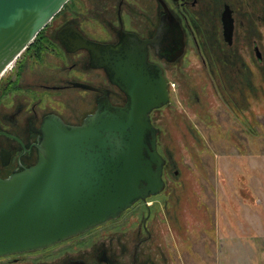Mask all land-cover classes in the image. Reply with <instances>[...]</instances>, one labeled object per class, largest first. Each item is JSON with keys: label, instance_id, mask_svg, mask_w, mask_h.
Here are the masks:
<instances>
[{"label": "rangeland", "instance_id": "1", "mask_svg": "<svg viewBox=\"0 0 264 264\" xmlns=\"http://www.w3.org/2000/svg\"><path fill=\"white\" fill-rule=\"evenodd\" d=\"M220 1L202 0L194 9L199 46L187 40L180 57L161 62L169 100L150 116L165 158L163 189L116 218L0 264H65L69 258L106 264L99 258L102 250L113 264H264V0H228L243 21L232 46L214 38ZM117 4L68 0L50 22L57 28L71 21L94 37L112 38ZM121 6L128 27L152 32L148 26L159 8L154 0H123ZM41 54L39 65L25 64L40 81L62 82L71 61L76 69L86 66L82 52L63 60L50 51ZM90 81L114 102L124 101L97 70ZM89 92L86 100L78 89L45 94L44 111L55 108L68 119L80 118L94 106L96 92Z\"/></svg>", "mask_w": 264, "mask_h": 264}, {"label": "water", "instance_id": "2", "mask_svg": "<svg viewBox=\"0 0 264 264\" xmlns=\"http://www.w3.org/2000/svg\"><path fill=\"white\" fill-rule=\"evenodd\" d=\"M67 1L0 0V74ZM167 12L148 39L121 33L118 42L101 43L70 25L76 47L89 51L125 101L103 95L78 124L44 117L36 162L0 178V255L54 245L163 189L165 158L150 113L168 102L169 84L163 68L148 60L147 45L171 60L182 53L181 27Z\"/></svg>", "mask_w": 264, "mask_h": 264}, {"label": "flooded vegetation", "instance_id": "3", "mask_svg": "<svg viewBox=\"0 0 264 264\" xmlns=\"http://www.w3.org/2000/svg\"><path fill=\"white\" fill-rule=\"evenodd\" d=\"M88 1L90 3L94 2V0ZM154 1L156 4H158L159 8L157 11V16L155 15V23L153 22L152 25L148 26L151 30H153L150 34L146 35H143L138 29L130 28L126 25L123 16L124 11L122 10L121 6L123 0H118L116 7V19L118 24L113 30L112 38L103 39L94 37L85 31H82L71 21L64 22L57 26V28H54L55 25H53L50 21L54 18V16L57 14L56 13L52 19L42 28L44 30L42 37L35 40L33 39L32 42L29 43L27 47L20 53V55H22H19V58L17 57L10 65L7 66V68L4 69V71L0 74V178H6L9 175L21 171L36 162L38 157L37 144L39 143V140L42 136V121L45 116L49 114H55L66 123L78 124L82 121L84 116L95 109L98 98L103 95H107L113 103L121 104L114 102L111 99L109 93L101 85L92 83L90 81L92 70H97L99 75H102L105 78L106 82H109L111 85L118 88L119 92H121L125 97V94L119 89V87L109 80L104 68L102 66L94 65L95 63L90 62L91 55L89 51L84 47H76L77 42L74 40L75 35L69 31L71 28L70 25H74L87 39L101 43H116L119 41L121 33L122 35L125 33H133L139 38L148 39L155 36L157 28L161 23L162 15L168 13V9L181 27L183 40L182 53L185 50L187 40H193L194 42H197V44L199 40H202L201 35H197V32L195 31V25L192 23V18L197 15L194 9H197L201 5L202 0ZM206 4L207 3L204 5ZM229 19L231 21L230 33L228 32ZM237 24L241 25L243 24V21L242 19L237 21L233 4L228 0H221L219 8L215 14V29L213 30L215 31L214 38L223 41L228 46H232L235 42ZM58 32H61V37L59 36ZM206 40H209L208 36H206ZM253 40L254 54L257 60H262V51L256 42V39ZM43 50H46V52H52L56 56V59L62 56V60L63 58L65 59L67 55L82 52L85 55L86 66L85 68L76 69V62L71 61L67 68L68 76L63 77L62 82L52 83L40 81L38 78H36L38 75L31 72L33 68H30V65L26 66L25 64L30 61L36 62L39 65V63L43 60L41 54ZM174 50L175 49L164 48V53L167 54L168 57H171L174 53ZM257 51L260 54V59L257 55ZM182 53L171 60L167 59V57L164 55L160 56L156 52L154 46L150 44L147 45L148 60L153 63H157L161 68H163L161 64L162 61H175L182 55ZM57 55L60 56L58 57ZM70 89L80 90L83 94V100H86L84 94L88 93V95H90L89 91H95L96 95L94 97L93 108H91L89 104L87 109H85L80 114L78 113L81 115L80 118L75 117V119L72 120L66 118L63 113H60L55 108L44 111L45 94H50L51 92L67 91ZM62 241L57 243H61ZM39 250L40 249L0 255V260L4 258H6V261L8 262L9 260H17L20 259L18 257H21L24 253H33ZM12 255L15 256L10 258ZM99 258L105 261L106 264H113L112 259L106 254L105 250L100 252ZM65 264H87V262L83 258H69Z\"/></svg>", "mask_w": 264, "mask_h": 264}, {"label": "trees", "instance_id": "4", "mask_svg": "<svg viewBox=\"0 0 264 264\" xmlns=\"http://www.w3.org/2000/svg\"><path fill=\"white\" fill-rule=\"evenodd\" d=\"M68 4V1L64 4V5H67ZM42 34H44V30L43 29H41L38 33H37V35L34 37V40L35 39H38V38H40V37H42Z\"/></svg>", "mask_w": 264, "mask_h": 264}]
</instances>
